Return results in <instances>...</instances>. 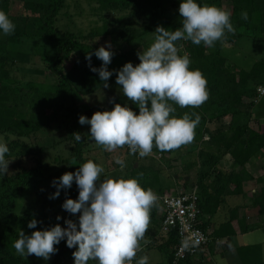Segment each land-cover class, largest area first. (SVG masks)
<instances>
[{
	"label": "trees",
	"instance_id": "1",
	"mask_svg": "<svg viewBox=\"0 0 264 264\" xmlns=\"http://www.w3.org/2000/svg\"><path fill=\"white\" fill-rule=\"evenodd\" d=\"M66 1L0 0V10L4 11L15 25L12 34L5 35L4 39H0V135H10L12 139L14 138L7 147H9V153L15 155L14 157L18 159V163L21 165L19 159L31 153L28 147L29 144L22 143V138L34 139L39 131L45 129L63 131V140L56 143L63 142L69 145V156L64 159L67 162L65 170L61 168L58 173L49 174L35 181L39 185L47 180L45 183L48 184L50 195L56 191V188L52 186L54 179H58L65 172L76 171L82 163L90 160L84 155L86 140L82 127L86 124L80 125L78 117L83 115L86 119H90L93 113L105 111L78 105L74 96V90L80 87L74 84L73 76L69 74L70 71L73 70L80 73L84 81L82 85L87 84L92 77H98L97 73L89 70L85 60V55L94 52L98 46L84 42H94L99 38L101 42L110 39L113 43L115 38V40L124 43L126 46H131L134 53L130 56H117L115 51L113 52L115 56L120 58H116L113 55L116 59H111L110 62L114 68L107 67V70L118 71L132 56H135V58L131 64L136 66L139 63L138 54L140 52L135 50L137 47L142 46L139 42L147 36L155 22L163 21V24H166L165 27L168 28L167 30L173 31L181 27L182 19L177 9L172 8L173 0H87V4L92 6V11L97 12L100 21H103L102 31L91 30L86 35L80 36L57 27V19L66 6ZM178 1L180 2V0ZM219 1L222 0H197V3L213 5ZM224 1L230 3V19L234 21L233 32L225 31L224 36L216 41L212 47H207L202 43L194 45L191 41L183 39L175 42L178 46L181 45L188 54L190 60L189 69H198L207 82V100L198 107L185 106L181 108L173 104L176 110L171 115L177 118L184 114L183 111H186L190 118H194V116H191L192 113L200 116L199 123L194 129L193 139L190 142L193 143L190 145L191 149L189 148V151L184 150L180 145L175 149L160 150L154 146L150 152L151 155L140 157L132 153L134 157L149 161L150 166L140 164L130 169L127 174V177L140 180L141 187L143 189H151L157 197L167 194L165 191L173 193L175 186H172V182L166 184L164 188L162 187L165 184L160 178L162 170H166L169 177L172 178L177 175L180 177L186 176L192 171L193 167H196L198 159L203 158V153L200 150L196 153V156L192 157L190 155L194 152L196 146L199 145L200 149H214L215 154L209 155L203 161V165L208 166L210 169L203 171L197 176L195 187L180 191L184 193L195 189L197 209L202 220L201 228L204 231L211 228L209 234L211 242L207 247H212L216 242L219 245L221 242L231 240L237 231L245 234L252 229H256V227H248L245 222L246 215L238 216L239 208L245 211H250L252 205L264 208V177L256 180L246 170L248 161L264 148V125L261 124L257 129H253L249 127V118L247 122H241L240 120L243 116H247L246 112L248 116L254 117L255 115L251 114L253 109H255L254 107H256L260 99H264V97L260 98L256 93V88L259 85H264V57L255 62L249 71L239 70L236 74L234 68L227 67L225 58L220 53L225 43H232L242 37V33L238 31L241 26L247 28L248 25L252 24L251 30L246 37L261 39L260 35H264V0ZM242 11L247 13L246 20L240 17ZM253 18L257 20L254 23L252 21ZM141 20L153 21L148 26L141 28L137 24ZM24 39L27 41H46L47 44L53 47L41 51L42 46L34 47V43L32 50L30 48L24 50L21 46V44H25ZM35 56L43 64L44 68L48 70L49 75L55 78L53 86L44 87L28 82H14L16 80L12 77V69L16 63L22 60H31ZM100 65L98 60L92 55L91 66L98 69ZM108 80L115 83L114 71ZM124 98L125 96L123 95L121 101ZM132 111L138 113V109ZM256 111L260 110L256 109ZM228 116L232 118L239 116V121H234L233 123L232 118H230L226 127L213 130L207 127V124L211 125L212 122H220ZM261 118L264 119V110H261L254 120ZM229 129H231L229 135L225 136V132ZM73 133L80 134L81 140L76 141L72 136ZM206 134L208 139L201 141ZM56 143L53 144L55 145ZM201 145L204 146L201 147ZM38 146L35 152H44L48 147ZM125 151H129V149L127 148ZM226 155L231 158V167L235 168L234 172L225 174L217 171L215 173L217 169L212 161L216 164ZM37 163L38 165L30 169L27 174L23 167H20V171L15 175H10L7 181L18 180L20 185L19 192H21L22 188L29 185L30 177L35 172L43 170L39 161ZM253 180H256L255 182L259 185V188L257 195L252 199V204L247 207L242 204L234 208H228V218L213 226L214 224L211 220L217 215L221 206L229 198L238 195L243 196V184ZM74 186L76 184L73 181L71 187L67 189L61 188L59 194L68 190L73 192L75 190L73 189ZM182 187H185V184H182ZM7 198V196L0 198V208L4 206L7 210L6 213L10 216L9 208L11 207V202ZM67 198L69 197L66 195L64 199ZM158 208L159 203L155 202L149 213V219H152L157 231L154 233V241L151 245L144 244L142 240L138 242L139 250L133 258V264L141 256H146L147 260L152 259L148 255L150 251L155 250L167 264H172L173 254L179 244V238L173 230L166 234L159 233V219L156 217ZM0 214H5V212L0 210ZM55 214V211H40L35 205H30L17 218L25 222L26 225L33 218L38 221L36 228H26L25 235H30L32 231L50 228L54 221L57 220ZM78 216L79 214H76L73 217ZM17 237L18 231L9 226L5 227V237L0 238V264H31L25 257L15 252L12 245ZM231 245L225 246L223 250L224 252L233 253L231 256L237 258L238 264H264L260 243L239 246L231 243ZM54 248H56L55 253L49 256L50 264H59V261L64 257L70 260L72 257L70 262L73 264L72 253L76 250L75 246L70 249L66 247L64 240H61L59 244L54 245ZM92 261H89L88 264H96V261ZM190 261L191 259L188 257L177 264Z\"/></svg>",
	"mask_w": 264,
	"mask_h": 264
},
{
	"label": "clouds",
	"instance_id": "2",
	"mask_svg": "<svg viewBox=\"0 0 264 264\" xmlns=\"http://www.w3.org/2000/svg\"><path fill=\"white\" fill-rule=\"evenodd\" d=\"M177 11L182 18L181 27L169 31L157 26L154 42L138 54L136 66L126 62L118 71L107 70L114 55L107 42L85 55L89 70L97 73L101 81L106 82L114 71L115 83L138 108V113H134L127 104H115L110 111L93 113L90 119L78 117L80 125H90L91 139L104 150L111 152L127 145L129 154L143 157L154 146L170 150L193 139L199 114L192 113L194 118H190L184 113L177 118L171 115L176 110L173 104L181 108L198 107L207 100V82L198 69H189L188 54H178L175 42L183 39L194 45L202 43L212 47L225 31L233 32L234 28L230 13L215 5L180 0ZM241 18L246 20L247 13L242 11ZM14 29V23L0 10V34L10 35ZM92 55L102 62L98 69L91 66ZM103 87L107 88L108 84L104 83ZM72 136L76 141L81 140L78 133ZM8 152L0 137V176L7 173ZM115 163L124 167L122 159L117 158ZM102 172L100 165L88 160L76 171L54 179L52 186L56 191L52 199L59 195L61 188L67 189L75 182L76 199H65L61 208L70 214L79 212L77 222L65 219L66 227L56 224L46 230L32 231L30 235L20 230L12 245L15 252L23 257L31 254L47 260L56 251L54 245L64 240L66 247L76 248L72 253L73 264H88L92 260L96 264H132L156 195L151 189H143L135 178L100 179ZM37 223L34 218L29 220L27 228L34 229ZM135 264H147V257H139Z\"/></svg>",
	"mask_w": 264,
	"mask_h": 264
},
{
	"label": "rangeland",
	"instance_id": "3",
	"mask_svg": "<svg viewBox=\"0 0 264 264\" xmlns=\"http://www.w3.org/2000/svg\"><path fill=\"white\" fill-rule=\"evenodd\" d=\"M173 9H178L179 1L173 0ZM66 6L61 11V15L57 19V27L61 30L65 29L68 30L70 33H73L75 35H86L87 32H90L91 30L94 31H102V25L103 21L101 22L99 19V16L97 15V12L92 11V6L87 4V0H67ZM168 5V4H167ZM219 8H222L224 10L230 11V3L228 1H219L215 4H213ZM96 13V14H95ZM230 13V12H229ZM241 17V13H240ZM256 19L253 18V23ZM153 20H141V22H137L141 28L146 27L149 25V23H152ZM257 21V20H256ZM231 24H234V21L230 19ZM143 24V25H141ZM264 24V23H263ZM166 25V24H165ZM163 24V21L155 22V25L151 28V30L148 32L147 36L145 38H142V40L139 42L140 45L135 50L136 52H143L145 51L153 42H154V31L157 26L164 28L167 30L168 28L165 27ZM110 27V25H108ZM252 27L251 25H248L247 28L245 27H239L238 31L242 33V37H239L232 43H225L224 46L221 48V56L225 58V63L227 67L234 68V72L237 74L239 70H245L249 71L251 66L261 60L264 57V35H260V38L262 39H252L249 37H246L247 34L250 32ZM254 32V31H253ZM244 34V35H243ZM258 37V36H256ZM5 35L0 34V39H4ZM96 39V38H95ZM23 41V38H22ZM25 44H21L23 49L30 48L33 49L32 45L35 43L34 47H41V51L46 50L47 48H52L50 44H47L46 41H37V40H26L24 39ZM112 43L110 39H106L104 41H100L99 38L96 39L94 42H84V43H90L91 45H95L98 47L104 46L107 42L110 45V50L112 52L115 51L117 56H130L134 52L131 48V46H126L124 43H121L117 40H113ZM27 42V44H26ZM111 43V44H110ZM178 49V54L183 55L186 51H184L183 47L181 45L175 44ZM44 46V47H43ZM37 49V48H35ZM135 52V53H136ZM115 56V55H114ZM116 58H120L117 57ZM93 57L98 60V63L101 64L102 62L97 59L94 55ZM115 57H111V59H116ZM135 56H132L128 62H132ZM107 67L114 68L111 62L107 65ZM71 76H73L74 84L78 85L80 88H77V90H74V96L76 98V102L78 105H83L91 108H98L103 109L105 111H110L115 104H120L121 106H124L127 104V106L131 110L138 109L137 104L128 101L125 97L122 101L123 92L121 90V87L115 83H112L110 80H107L106 82L101 81L98 77H90L91 80L87 82V84L82 85L83 78L81 77L80 73L74 72L73 70L69 72ZM12 77L14 78V82H28L31 84H34L36 86H44V87H51L55 84V78L51 75H49L48 70H46L38 60V58L35 56L31 60H22L20 62H17L16 65L12 69ZM100 83H107L108 87L104 88L103 84L100 85ZM257 107V108H256ZM255 109L252 111V115H255L254 117L248 116V113L246 112L247 116H243V118H240L241 122H247L248 118V124L250 128L257 129L259 125H264V119L261 118L259 120H254V118L257 117V114L261 112V110H264V99H260L257 103ZM256 109H259L260 111H256ZM248 110V109H247ZM135 113V111H134ZM183 113H186V111H183ZM250 114V115H251ZM242 117V116H240ZM232 117H226L220 122H212V124H207V127L211 130L215 128L220 127H226L228 121ZM252 118V119H251ZM239 121V116H236L232 118V122ZM222 123V124H221ZM89 125L86 124L82 127V131L85 135L86 140V147L84 149L85 157L92 160L93 162L97 163L103 168V172L100 174V179H106V178H122V179H128L130 177H127L129 170L133 169L134 167H137L140 164H143L145 166H150L149 161H145L141 158L134 157L132 154H129V151H125L127 149L126 145L116 148L115 150L107 153H105L106 150L100 145H97L90 137L89 133ZM231 129L227 130L225 132V136L229 135ZM0 137H3L4 142L8 146L12 140V137L10 135H0ZM64 134L61 130H41L39 131L34 139H27L22 138V143H28V147L31 150V153H28L27 156L21 157L19 160L21 161V165L18 163V159L15 158L12 153L6 154V159H8L10 162L7 165V173L3 176H0V198L2 197H8L9 201L11 202V207L9 208V213L11 212V215L9 216L7 210L4 206H1L0 210H3L5 214H0V238L5 237V227L9 226L12 229L16 231L22 230L23 232L26 231L27 225L25 222L20 221L18 215H21L23 213V210L30 205H35V207L40 211H46V212H52L55 211V216H59L60 219L54 221V224H52L50 227L59 224L62 228L66 227L64 224V220H72L73 223L77 222V217H73L76 214L78 215L79 212L76 214H70L67 213L65 210L61 208V205L63 201L65 200V196L67 195L70 199L75 200L78 195V188L77 186H74L73 189H75L73 192L68 190L67 192H62L59 194L55 199L50 198L51 195L49 194L48 184L44 182H41V184L37 185L36 180L38 178H44L45 176H48L49 174H52L57 172L64 168L67 165V162L64 160L68 158L69 156V145L67 143L58 142L60 140H63ZM208 139L207 134L203 136L201 141H206ZM53 143H56L55 145ZM193 143H186L182 144L181 147L184 150L189 151L191 149V146ZM38 145L48 146L47 150L44 152H35V149L39 147ZM204 145H201V147ZM33 147H35L33 149ZM126 147V148H125ZM198 147V148H197ZM9 148V147H8ZM190 148V149H189ZM202 149V148H201ZM200 149L199 145L196 146V149L194 152H192L190 155L196 156V153L202 151V157L198 159L196 167H193L192 171H190L186 176L180 177V176H173L169 177L168 172L166 170H162L160 173V178H162V182H165V184L162 185L164 188L166 184H169L170 182L173 183L172 186H175V191L173 193H170L168 191H165V193L169 195H175V192H180L181 190H188L193 187H195L197 176H199L203 171L210 169L208 166L203 165V161L205 158H207L209 155L215 154V150L212 148H203ZM29 151V150H28ZM122 159L124 161V167L121 168L118 164L115 163L116 159ZM41 164V167L43 170L40 172H35L29 179V185L22 188L21 192H19L20 185L19 181L14 179L12 182H8L7 179L10 175H15L17 172L20 171V167H23L25 173L30 169H33L38 165V162ZM212 163L215 165L216 169L215 173L217 171L221 173H229L234 172V169L231 167V158L229 155L223 156L216 164L212 161ZM246 170L249 172L250 175H252L256 180L259 178L264 177V148H262L255 157H252L248 163L246 164ZM56 174V173H55ZM133 178V177H132ZM136 179V178H135ZM137 180V179H136ZM256 180H253L251 182H245L243 184V196H235L232 198H229L228 201H226L220 208L219 212L215 217L212 218L213 226H216L217 223L224 221L228 218V208L240 206L244 204L246 207L252 204V199L257 195L259 185L256 184ZM139 185L141 186V181L137 180ZM49 182V181H48ZM35 183V184H34ZM179 186H177V185ZM182 184H185V187H182ZM50 186V185H49ZM143 188V187H142ZM155 192V191H154ZM20 193V194H19ZM7 198V199H8ZM67 198V199H69ZM6 199V200H7ZM5 200V201H6ZM246 215V224L248 227H258L259 224L264 226V208H260L259 206H251L250 211L248 210H242L239 208L238 216L241 217L242 215ZM72 215V216H71ZM261 227V226H260ZM210 229L207 230L210 234ZM155 227L153 225L152 219H149V223L147 226V229L145 231V234L141 240L146 245H151L153 240V237L155 236ZM264 239V230H260V228L252 229L248 233H245L242 235V233L238 232L236 233L235 238L233 239V244L235 246L239 245H248V244H257L260 240ZM227 242H221L219 245H217V242L212 245V247H209V253L203 254V262L204 264H224L223 257L226 254L225 259L232 260L231 264H237L238 260L236 257L231 256L233 253L224 252L223 249H225V246ZM233 245V246H234ZM224 246V247H222ZM208 250V249H207ZM206 252V251H205ZM262 260L264 261V245L262 247ZM151 253L154 255V253L151 251ZM155 254L157 255L156 251ZM25 258L31 263V264H50V259L44 260L42 258L36 257L34 255H26ZM211 259V262H210ZM150 260V259H149ZM147 260V262L149 261ZM163 260V258H162ZM70 261H72L67 257H64L61 261H59V264H72ZM160 261H161V255H160ZM213 261V262H212ZM93 262V261H92ZM165 263V262H164ZM148 264H150L148 262Z\"/></svg>",
	"mask_w": 264,
	"mask_h": 264
},
{
	"label": "built area",
	"instance_id": "4",
	"mask_svg": "<svg viewBox=\"0 0 264 264\" xmlns=\"http://www.w3.org/2000/svg\"><path fill=\"white\" fill-rule=\"evenodd\" d=\"M256 93L260 98H263L264 85H259L256 88ZM126 147L128 148L127 145ZM134 154L139 156L137 153ZM147 155H151V153ZM155 202L159 203L156 214L159 219V233L166 234L173 230L179 238L172 264H177L188 257H195L202 248H206L211 242L208 233L201 228L202 221L197 209L195 189L184 193L177 192L175 195L164 194L159 197L156 195Z\"/></svg>",
	"mask_w": 264,
	"mask_h": 264
},
{
	"label": "crops",
	"instance_id": "5",
	"mask_svg": "<svg viewBox=\"0 0 264 264\" xmlns=\"http://www.w3.org/2000/svg\"><path fill=\"white\" fill-rule=\"evenodd\" d=\"M249 38H252V39H255V38H253V37H249ZM256 40V39H255ZM154 225V224H153ZM261 226V227H260ZM155 227V226H154ZM257 228H260V230H264V226L263 225H261V224H259V226L257 227ZM256 228V229H257ZM156 231V230H155ZM157 232V231H156ZM242 235H244V234H242ZM236 236V235H235ZM235 236H233V238L230 240H228V241H226L227 242V244L226 245H231V243H233L232 241H233V239L235 238ZM231 242V243H230ZM259 243L261 244V251H262V247H263V245H264V239L263 240H260L259 241ZM232 246V245H231ZM208 249V250H207ZM145 250L147 251V249L145 248ZM156 251V250H155ZM155 251H152L153 253H154V255L151 253V251L149 252V255H148V257H150V258H152V259H150L148 262L150 263V264H167L166 262H165V260L163 259L162 260V256H161V261H160V254L156 251V253H157V255L155 254ZM206 251V252H205ZM209 251V247H206V248H202L201 250H200V252L195 256V257H193V258H190L191 259V261L190 262H184V263H181V264H204V262H203V254L204 253H209L208 252ZM226 254L227 253H225L224 255L225 256H221V257H223L222 259H223V261H224V264H231L232 263V260L230 261V260H226L225 259V257H226ZM261 254H262V252H261ZM263 258V257H262ZM147 262V263H148ZM165 262V263H164ZM210 262H211V259H210ZM213 262V261H212ZM238 264V263H237Z\"/></svg>",
	"mask_w": 264,
	"mask_h": 264
}]
</instances>
